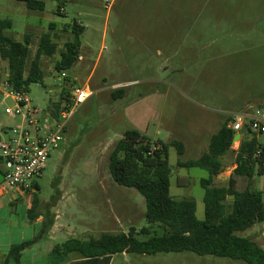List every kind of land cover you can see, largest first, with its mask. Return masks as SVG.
<instances>
[{
    "label": "rangeland",
    "instance_id": "1",
    "mask_svg": "<svg viewBox=\"0 0 264 264\" xmlns=\"http://www.w3.org/2000/svg\"><path fill=\"white\" fill-rule=\"evenodd\" d=\"M108 1L65 0V12L59 13L55 0H47L43 12L32 11L23 2L0 1V19L13 22L7 34L16 41L30 38L27 71L42 36L50 35L58 46L54 56L41 60L43 81L31 84L27 92L34 106L40 110L63 106L74 89L85 85L95 92L71 117L65 142L52 151L43 175L36 179L41 186L35 190L40 199L37 210L54 225L58 217L59 230L66 223L72 225L62 238L42 237L27 251L31 257L40 254L37 264H50L52 245L70 238L97 239L108 232L150 226L145 198L118 185L109 171V156L127 131H139L152 145L183 143V152L172 144L168 148L171 195L194 200L196 216L204 220L205 190L200 182L208 172L179 162L201 157L226 116L264 112V0ZM75 23L85 28L79 59L72 69L57 72L61 51L75 38ZM0 74L2 79L9 75V63L1 57ZM116 89H123V98L112 97ZM8 105H14L12 100L0 99V129L18 124L5 114ZM242 134L264 144V133ZM240 143H233L232 149L238 150ZM235 164L236 152H230L215 179L217 186L228 185ZM248 187L255 188L256 182L238 178V190ZM6 190L0 209L4 248L40 233L24 225L34 192ZM263 232L259 223L239 235L264 247ZM114 260V264H246L192 252L118 254ZM15 262L12 258L8 264Z\"/></svg>",
    "mask_w": 264,
    "mask_h": 264
},
{
    "label": "trees",
    "instance_id": "2",
    "mask_svg": "<svg viewBox=\"0 0 264 264\" xmlns=\"http://www.w3.org/2000/svg\"><path fill=\"white\" fill-rule=\"evenodd\" d=\"M18 1L32 11H44L46 7L45 0ZM55 1L58 4L56 13H59L65 6V0ZM12 25L10 19H0V57L9 63V82L13 88L28 92L31 84L43 81L42 58L54 56L58 46L50 35L42 36L36 57L27 71L31 41L29 37L23 42L10 37L7 31L12 29ZM73 29L75 38L66 42L65 49L61 51V58L55 65L57 72L72 69L79 59L82 45L80 36L85 28L75 23ZM123 96V89L112 92L114 99ZM61 108L62 105L56 104L48 110L58 118ZM232 120L231 115L226 116L219 131L211 137L208 150L201 157L179 162L182 167H196L208 172V177L200 182L205 190L204 220L197 218L194 200H177L171 195L172 171L168 163V148L172 144L183 152V143L172 141L170 144L159 142L152 145L139 131L130 130L112 150L109 171L118 185L135 189L145 198V217L150 226L139 231L132 228L128 233H104L97 239L71 238L62 244H56L53 256L58 260L71 255L77 258L103 257L109 260L112 256L123 253L157 255L192 252L199 256L229 258L246 264H264V249L253 239L239 235L264 222L263 193L251 187L244 191L237 189L238 178L252 180L264 175V144L256 137H243L239 149L234 151L232 145L237 133L230 127ZM244 132L251 133L246 130ZM153 147L157 148L154 152ZM230 152H236V168L227 186H217L215 179L223 172L222 158ZM259 152L260 155L257 156ZM33 187L37 192L41 190L38 182H34ZM34 194L32 207L27 212L30 221L43 216L37 210L40 199L36 192ZM43 218L38 236L13 245L9 258L18 260L40 238L48 239L54 221L47 215ZM139 235L147 239L140 240L137 237Z\"/></svg>",
    "mask_w": 264,
    "mask_h": 264
},
{
    "label": "built area",
    "instance_id": "3",
    "mask_svg": "<svg viewBox=\"0 0 264 264\" xmlns=\"http://www.w3.org/2000/svg\"><path fill=\"white\" fill-rule=\"evenodd\" d=\"M94 93L89 85L74 89L56 118L50 110L34 106L27 92L15 90L9 82V75L0 79V99L14 103L6 106L5 114L12 120H18L17 125L0 129V168L3 175L0 189L34 190L33 184L43 175L52 151L65 142L64 132L69 120ZM231 116L234 118L230 127L236 133L242 135L244 130L264 133V112L245 111ZM156 149L153 147L152 152Z\"/></svg>",
    "mask_w": 264,
    "mask_h": 264
},
{
    "label": "crops",
    "instance_id": "4",
    "mask_svg": "<svg viewBox=\"0 0 264 264\" xmlns=\"http://www.w3.org/2000/svg\"><path fill=\"white\" fill-rule=\"evenodd\" d=\"M1 2H4L6 0H0ZM17 2H20L18 0H15ZM45 3L47 4V0H45ZM18 6V5H17ZM46 8V7H45ZM62 11L65 12V8L62 9ZM43 12V11H41ZM13 24V22H12ZM221 128V127H220ZM146 137V136H145ZM197 139L200 138L199 135L196 137ZM243 136H241V140H242ZM237 151V150H235ZM224 158H222V162H223V170H224ZM236 168V164L235 166L232 168L231 171H229V175L228 177L231 176L232 172L235 170ZM0 175L2 177V182H3V175H2V171L0 169ZM220 178V175L218 176ZM253 182H256V189L261 191L263 193V197H264V175L262 176H256L254 179H252V183ZM259 182H262V187H257V184ZM30 195V193H35V188L33 191H28ZM7 193V190H2L0 189V209L3 207V203H2V199L3 197L5 196V194ZM232 200V199H231ZM29 204L30 205V198H29ZM29 208V207H28ZM59 218L57 217L56 218V222H55V225L53 226V228L51 229V231L49 232L48 234V239L49 241H54L56 238H62L63 234L65 233V231L67 232V230H71L72 229V225L71 224H67L66 223V226L65 228H61V230H59L57 227H58V224H59ZM43 221H44V218L42 216H40L39 218H37L35 221H30L28 216L24 219V225L26 227H35L37 228V232H39V230H41L42 226H43ZM259 224V223H258ZM263 226H264V222L262 223ZM13 223H11L10 226H12ZM60 231L62 232V234L59 235ZM87 232V231H85ZM85 232H82V233H85ZM36 232H34L35 234ZM108 233H111V232H108ZM123 233H128V232H123ZM37 236V234H35ZM36 236L32 237L31 239H28V240H24L22 242H25V241H29V240H33ZM264 239V232L262 234V237ZM71 239V238H70ZM69 240V239H68ZM67 241V240H66ZM65 241V242H66ZM21 242V243H22ZM64 243V242H63ZM13 245H7L5 248L3 246L0 245V264H8L10 262V260L12 258H9V253H10V250H11V247ZM36 246L33 245L32 247L28 248L27 250H25L22 254V256L16 260L15 264H37L38 263V258L37 256H40L37 255L35 253V255L33 257L31 256H27L26 253L27 251L29 250H32L34 249V247ZM55 245H52V251H53V248H54ZM261 247V246H260ZM264 249V247H262ZM127 253H123V255H126ZM37 255V256H36ZM53 255V254H52ZM115 256V255H114ZM114 256H112L109 260H107L106 258H103V257H100V258H94V259H86V258H77V257H74V256H69L68 258H65V259H56L54 256H52V258L50 260H48V262L50 264H114Z\"/></svg>",
    "mask_w": 264,
    "mask_h": 264
},
{
    "label": "water",
    "instance_id": "5",
    "mask_svg": "<svg viewBox=\"0 0 264 264\" xmlns=\"http://www.w3.org/2000/svg\"><path fill=\"white\" fill-rule=\"evenodd\" d=\"M241 134L240 133H237L234 137V140H233V143H235L236 141H240L241 140Z\"/></svg>",
    "mask_w": 264,
    "mask_h": 264
}]
</instances>
